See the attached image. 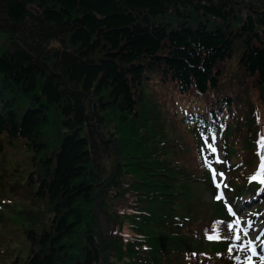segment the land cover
<instances>
[{
	"label": "trees",
	"instance_id": "trees-1",
	"mask_svg": "<svg viewBox=\"0 0 264 264\" xmlns=\"http://www.w3.org/2000/svg\"><path fill=\"white\" fill-rule=\"evenodd\" d=\"M163 85L187 101L179 120L200 152L201 179L229 216L234 235L225 246L236 264L244 240L234 218L264 225V184L250 180L264 155V0H0V134L32 152L37 168L26 183L52 214L25 229L21 264H199L195 252L142 255L135 238L123 237L132 214L164 220L174 208L160 198L149 210L125 206L123 196L137 199L139 182L150 181L126 177L125 163L142 150L150 168L162 165L155 174L184 171L173 149L143 151L140 140L157 139L150 91ZM226 136L234 154L220 156L228 173L215 187L208 147L219 137L225 154ZM106 187L129 212L103 210V226L97 207L105 208ZM183 241L190 250L193 240Z\"/></svg>",
	"mask_w": 264,
	"mask_h": 264
},
{
	"label": "rangeland",
	"instance_id": "rangeland-1",
	"mask_svg": "<svg viewBox=\"0 0 264 264\" xmlns=\"http://www.w3.org/2000/svg\"><path fill=\"white\" fill-rule=\"evenodd\" d=\"M165 87L166 85H163V90L150 91L154 99L151 104H155L153 109L156 108L155 112L159 117L155 123L158 127L157 136L152 135L153 138L157 139L154 140V143L150 139L140 140L143 151L146 148L173 149L176 153L175 158L180 157L184 171L179 170L181 175L177 172L175 175L173 173L174 176L172 177L164 174H162L164 177H161L159 173H155L162 165L159 164L150 168L151 162L143 161L145 157L140 154L142 150H138L134 161L125 163L127 168L123 170V173L127 175L126 177L130 176L133 179L148 177L150 181L139 182L143 186V190L137 199L125 194L123 200L125 206H134V208H144L145 206L149 210L156 205L154 200L167 199L174 208L171 215L164 217V220H150V218H145V213L132 214L131 223L134 225L131 226L128 220H124L123 227L126 228L123 237L124 239L135 238L132 241L139 243L137 251L142 252V255L146 251H152L156 252L155 254L159 259H165V256L170 254L182 253L183 256V254L190 255V252H195L194 261L197 255L199 264H230L233 259L230 261L227 257L229 249L226 248L225 244L232 234L234 235V231L229 227V216L220 209L216 200L212 198L210 185H206L205 181L201 179L203 168L200 163L202 161L197 156L200 152L196 148L190 131L179 120V110L185 106L187 101L175 92L170 93L165 90ZM151 104L149 105L153 107ZM143 106L145 109L150 107ZM142 121H144L143 112L140 111L136 125L138 126ZM110 122L114 124L113 120ZM144 129L142 127L139 129L141 135H146ZM225 138H227L225 154L222 151V140L219 137L215 138L211 144L214 148L210 145L208 147L211 154L213 149L215 156L217 153L216 157L213 156V161L209 159L211 162H206L205 168L209 173L210 180H208L212 184L216 180L215 187H220L225 180L220 178L221 173H228L223 161H220V156L226 158L225 155L234 154L235 142L230 136ZM172 142L176 143L175 147ZM31 156L32 152L21 138H9L3 133L0 134V264H21L28 248V243L24 238L25 229H36L47 224L52 215L48 202L38 198L26 183L28 172H34L37 168ZM130 159L131 157L127 158V160ZM170 164L172 163L170 162ZM171 168L173 169L172 166ZM142 169L146 171L143 172ZM213 170H216L218 174H214ZM148 171L151 173L148 174ZM165 171L167 169L163 168L162 172ZM107 172L110 173L109 165ZM118 178L120 182L123 181L122 177ZM229 179L227 175L226 181ZM111 188L106 187L103 193L102 199L105 208L103 209L99 204L97 207V209L102 210L99 219L103 226H106L107 223L103 218V210L114 209L117 212H129L128 208L120 207L119 202L116 201L119 193ZM121 194L122 192H120ZM242 208L240 210H243ZM156 222H158L157 225ZM148 224L151 227H147ZM236 224L243 229L241 236L245 240L242 242V251L234 258L236 264H264V246L261 244L264 239V225L258 230V222L250 227H247L244 220H238ZM144 230H149L151 243L144 241ZM166 232H171L173 235H166ZM213 235L219 238H208ZM261 236L262 239L259 241ZM186 237L193 240L190 250L182 244L183 238ZM173 244H177L180 248H174ZM250 245H252L251 251ZM254 252L255 254H253ZM241 260L244 261L241 262Z\"/></svg>",
	"mask_w": 264,
	"mask_h": 264
},
{
	"label": "snow or ice",
	"instance_id": "snow-or-ice-1",
	"mask_svg": "<svg viewBox=\"0 0 264 264\" xmlns=\"http://www.w3.org/2000/svg\"><path fill=\"white\" fill-rule=\"evenodd\" d=\"M258 144H260L261 146H264V139H262L261 141H258ZM213 151H215V150L213 149ZM250 180H252V181L259 180L260 183L264 184V155L261 156V162H260V165H259L257 173L254 174L252 177H250ZM217 198L219 199L220 197L218 196ZM229 227L231 229V225ZM208 238L209 239H216V238H219V237L213 235V236H209ZM235 238L239 239V236H236ZM253 254H255V252Z\"/></svg>",
	"mask_w": 264,
	"mask_h": 264
}]
</instances>
